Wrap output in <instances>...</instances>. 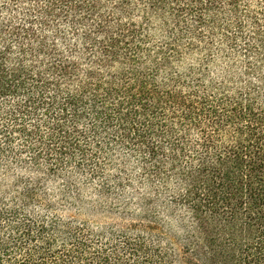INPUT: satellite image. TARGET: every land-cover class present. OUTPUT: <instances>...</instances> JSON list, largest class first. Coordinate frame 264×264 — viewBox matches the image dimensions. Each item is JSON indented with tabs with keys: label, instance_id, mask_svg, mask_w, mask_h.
Listing matches in <instances>:
<instances>
[{
	"label": "trees",
	"instance_id": "trees-1",
	"mask_svg": "<svg viewBox=\"0 0 264 264\" xmlns=\"http://www.w3.org/2000/svg\"><path fill=\"white\" fill-rule=\"evenodd\" d=\"M0 264H264V0H0Z\"/></svg>",
	"mask_w": 264,
	"mask_h": 264
},
{
	"label": "rangeland",
	"instance_id": "rangeland-1",
	"mask_svg": "<svg viewBox=\"0 0 264 264\" xmlns=\"http://www.w3.org/2000/svg\"><path fill=\"white\" fill-rule=\"evenodd\" d=\"M111 176H118L115 171H108ZM135 176L130 173V176L126 178L127 182L133 183L132 188L140 192V189L136 186ZM127 182L125 183L127 185ZM82 186V185H81ZM132 188L127 186L123 193L121 190H117L118 196H102L98 191V185L95 186H82L79 188V199L75 202H64L58 196V188L55 186H48L47 194H49V200L47 201L53 208L58 216L65 219H71L79 223H86L91 228L92 226H113L118 228L120 226H126L134 223L138 216V206L133 197H131ZM137 188V189H136ZM54 195V196H51ZM165 197L160 198V202H164ZM72 203V204H70ZM160 205V204H159ZM43 212L44 211H40ZM42 214V213H41ZM159 227L164 229V232L168 235L173 246L181 250L183 249V234L178 227V222L174 219L170 220L159 217ZM181 254V252H180Z\"/></svg>",
	"mask_w": 264,
	"mask_h": 264
}]
</instances>
